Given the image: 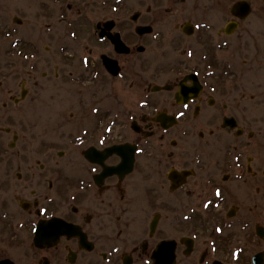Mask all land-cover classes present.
<instances>
[{
	"label": "flooded vegetation",
	"instance_id": "obj_1",
	"mask_svg": "<svg viewBox=\"0 0 264 264\" xmlns=\"http://www.w3.org/2000/svg\"><path fill=\"white\" fill-rule=\"evenodd\" d=\"M51 1L46 30L83 72L56 66L33 98L23 82V132L6 130L70 152L30 172L3 157L0 264H264V0ZM75 84L94 122L68 123Z\"/></svg>",
	"mask_w": 264,
	"mask_h": 264
},
{
	"label": "rangeland",
	"instance_id": "obj_2",
	"mask_svg": "<svg viewBox=\"0 0 264 264\" xmlns=\"http://www.w3.org/2000/svg\"><path fill=\"white\" fill-rule=\"evenodd\" d=\"M43 7L50 8V11L53 12L58 8V5L51 0H0V176L7 170L3 157L7 155L16 156L19 154V150L25 157L26 164L23 168H16L18 166L16 163L13 166L15 172L21 170L26 172L28 169L25 166L29 168L32 164L36 165V160L42 161L47 155H55V158H60L58 151L61 149H67L70 152L66 144L57 141L56 138L55 145L48 144V141L44 144L31 141L30 135L32 137L33 132L28 130L24 132L25 139H21L13 148L11 146V141L14 140L13 134L6 131V128L12 125L13 131L20 134V131L23 132L24 126L22 125L23 128H21L19 125L23 105L21 102L14 103L10 99L11 95L21 93L23 82H27L25 86L34 88L30 96L33 98L36 97L35 92L40 91L42 93L46 91L47 86L50 87L51 83L55 82V73L58 70L56 66L61 65L62 74L69 70H75V75L83 72V68L77 63L72 66L63 63L62 55L57 52L58 45L61 43V36L55 37L54 28L52 31L46 30L47 26L53 27L57 14L54 12L53 17H47L44 15L45 12L41 11ZM17 18H21L22 23H18ZM8 32L10 35H7ZM21 41L35 43L36 49L30 50L27 56L23 55L20 53ZM40 86H43V90ZM79 87L82 86L75 84V86L72 85L71 88L64 91V96L72 99V102H67L63 106L64 111H74L76 114L71 118L67 114L68 123H81L79 121L80 116L85 118L84 123L94 122L93 117L90 118V116L86 119L84 115L90 113V108L97 105V101L95 102L94 98L89 97L88 92H86L87 89ZM48 94L50 95V93ZM82 101L84 104L81 103ZM5 102L9 103L7 108L4 107ZM8 112L13 114L12 124L6 119ZM29 128L27 127V129ZM56 134L57 132H55ZM60 161L67 162V159H60ZM36 166L38 168V165ZM28 171L30 172V170Z\"/></svg>",
	"mask_w": 264,
	"mask_h": 264
},
{
	"label": "snow or ice",
	"instance_id": "obj_3",
	"mask_svg": "<svg viewBox=\"0 0 264 264\" xmlns=\"http://www.w3.org/2000/svg\"><path fill=\"white\" fill-rule=\"evenodd\" d=\"M220 193L219 192H217V195H219Z\"/></svg>",
	"mask_w": 264,
	"mask_h": 264
}]
</instances>
